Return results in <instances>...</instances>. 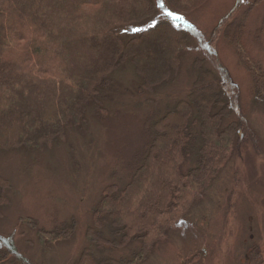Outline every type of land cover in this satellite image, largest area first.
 Segmentation results:
<instances>
[{
  "label": "trees",
  "instance_id": "trees-1",
  "mask_svg": "<svg viewBox=\"0 0 264 264\" xmlns=\"http://www.w3.org/2000/svg\"><path fill=\"white\" fill-rule=\"evenodd\" d=\"M169 1L159 6L154 0H0V154L55 150L68 142V127L84 136L88 110L105 124L113 73L126 64L136 75L132 94L156 97L176 81L191 50L206 53L190 59L192 80L185 95L156 119L144 120L141 146L111 148L123 155L128 179L103 186L86 228L91 244L71 264L145 261L218 177L234 142L246 133L255 137L238 112L236 120L224 122L238 107L232 105L237 92L227 91L236 84L213 47L219 25L203 41L182 19L158 13V7L164 13L198 9L208 0ZM188 33L197 44L189 43ZM225 37L250 75L251 95L264 100L260 63L250 59L239 35ZM192 155L193 166L183 169ZM9 189V179L0 173V218L10 205ZM73 218L47 229L29 217L15 231L26 225L48 249L74 235ZM12 237H0V264H35ZM133 240L139 246L130 256L113 254ZM258 251L253 246L250 258L258 260Z\"/></svg>",
  "mask_w": 264,
  "mask_h": 264
},
{
  "label": "rangeland",
  "instance_id": "rangeland-1",
  "mask_svg": "<svg viewBox=\"0 0 264 264\" xmlns=\"http://www.w3.org/2000/svg\"><path fill=\"white\" fill-rule=\"evenodd\" d=\"M154 1L159 6L162 2ZM158 13L168 17L161 7ZM173 13L203 41L219 25L213 47L236 84L234 90L227 91L230 95L237 92L232 105L238 107L224 122L236 120L238 112L249 122L256 138L246 133L234 142L227 163L206 193L140 264H264V100L251 95L250 75L225 37L239 35L248 56L260 63L264 73V0H208L198 9ZM190 33L189 43L197 44ZM197 53L206 57L204 50H191L176 81L163 87L156 97L132 94L136 75L126 64L113 73L114 88L106 102L111 114L104 126L88 110L84 136L68 127V142L55 150L0 154V173L10 181V205L0 218V237L13 235L18 249L35 264H71L82 248L91 244L86 228L103 186L123 184L128 179L123 155L111 148L134 151L141 146L144 120L162 115L189 89L190 59ZM190 157L183 169L193 166L194 155ZM29 217L47 229L74 217V235L48 249L41 248L26 225L15 231L19 221L25 223ZM255 245L259 247V261L250 258ZM138 246L139 241L133 240L113 254L126 258Z\"/></svg>",
  "mask_w": 264,
  "mask_h": 264
},
{
  "label": "snow or ice",
  "instance_id": "snow-or-ice-1",
  "mask_svg": "<svg viewBox=\"0 0 264 264\" xmlns=\"http://www.w3.org/2000/svg\"><path fill=\"white\" fill-rule=\"evenodd\" d=\"M167 15L172 16V15H174V13H172V12H168ZM156 23H157L156 20H152V26H155ZM135 30H136V31H139V30H141V29H135Z\"/></svg>",
  "mask_w": 264,
  "mask_h": 264
}]
</instances>
